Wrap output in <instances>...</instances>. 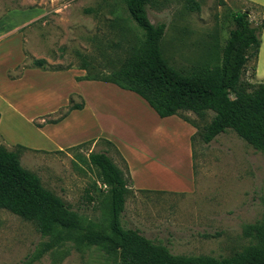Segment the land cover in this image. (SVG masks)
Returning a JSON list of instances; mask_svg holds the SVG:
<instances>
[{"label":"rangeland","instance_id":"374dc122","mask_svg":"<svg viewBox=\"0 0 264 264\" xmlns=\"http://www.w3.org/2000/svg\"><path fill=\"white\" fill-rule=\"evenodd\" d=\"M158 1V9L145 7L147 19L152 25H164L159 48L168 65L178 72L204 64L212 47L219 54L238 11L249 9L250 20H260L259 9L244 0H193L192 11L183 8V0ZM21 12L27 15L18 34L0 36V146L18 151L21 167L35 174L42 187L70 211L105 229L102 199L106 189L97 181L95 169L79 161L89 152L106 150L105 144L96 139L77 150L29 149L34 145L30 141L31 126L42 125V121L32 124L29 119L49 115L45 123L55 120L66 106L82 105L86 92H99L102 108H110L113 104L105 103L114 100L102 93L114 92L106 87L110 85H88L73 76L89 72L93 77H108L131 56L142 32L129 19L120 0H0V19ZM36 60L44 61L42 68H37L40 71L33 69ZM82 65L87 72L78 71ZM251 66L252 61L241 75L250 83ZM58 70L63 71L54 72ZM41 71L48 73L40 75ZM137 102L132 99L124 106L116 102L119 107L115 115L140 124L134 118L142 111ZM89 113L71 118L67 128L76 120L77 124L90 125ZM182 114L202 124L193 114ZM103 125L110 132L139 130L111 121ZM162 130L181 139L175 125L163 123ZM16 144L27 149H16ZM174 147L164 145L167 150ZM192 150L194 190L163 194L127 189L120 225L164 245L172 255L226 257L239 252L254 243L242 235V228L258 223L264 215V155L230 130L208 144L196 138ZM108 153L122 167L114 151L109 148ZM48 241V236H40L31 222L0 209V264H121L96 246H77L72 240L61 241L35 257Z\"/></svg>","mask_w":264,"mask_h":264},{"label":"trees","instance_id":"16d2710c","mask_svg":"<svg viewBox=\"0 0 264 264\" xmlns=\"http://www.w3.org/2000/svg\"><path fill=\"white\" fill-rule=\"evenodd\" d=\"M183 2V8L193 10V0ZM120 3L141 30L142 39L131 56L108 77H93L82 65L79 69L87 74L81 80L114 84L140 97L159 118L175 115L192 126L195 130L189 138L192 168L194 140L208 144L226 130L264 155V80L252 84L241 78L250 61L253 75L264 21L252 22L249 9L238 11L232 17L233 26L219 54L212 47L204 64L178 72L168 65L159 48L164 25H152L145 11L146 6L158 9L161 3L158 0H120ZM43 64V60L33 62L35 68H42ZM81 108V104L66 106L59 118L46 123H55L69 111ZM183 112L193 114L202 124L185 117ZM101 140L106 150L89 152L79 161L95 169L97 181L106 189L102 199L107 217L105 229L70 211L61 199L42 187L35 174L21 167L18 151L0 146V209L31 222L40 236L49 238L35 257L61 241L72 240L77 246H96L121 264H264V215L258 223L242 228V235L254 243L226 257L172 255L164 245L152 243L136 230L122 228L119 216L129 175L115 147ZM88 142L67 150L80 149ZM15 148L26 149L20 145ZM109 148L122 167L113 161Z\"/></svg>","mask_w":264,"mask_h":264},{"label":"crops","instance_id":"0c3cea01","mask_svg":"<svg viewBox=\"0 0 264 264\" xmlns=\"http://www.w3.org/2000/svg\"><path fill=\"white\" fill-rule=\"evenodd\" d=\"M244 1L250 6L258 8L260 10V19L264 21V0ZM26 15V13L22 12L7 14L0 19V36L5 37L10 36L11 34L16 36L19 28L23 27L25 24L24 18ZM3 43L4 41H2V44ZM59 71L63 70L54 72ZM78 71L81 72L83 70L78 69ZM46 73L48 72L41 71L39 74L44 75ZM83 76L82 74L75 75L73 76V79L77 82L85 81L88 85H96L94 84L95 82H101L94 80H81ZM252 80V83H260L264 80V28L260 35V44L254 65ZM104 84L110 85L106 87L113 89H109V91H114L102 92L114 100L105 103L107 106L113 104L110 108H102L103 102L98 99L99 92H96L95 95L86 92L82 98V108L80 110H71L65 117L55 123H45L44 118H48L47 116L49 115L38 117L33 120L29 119V123L31 122L32 124L33 121H42V125L31 126L32 138L30 141L33 142L34 145L29 149L56 151L89 140L104 139L115 147L124 160L130 180L128 187L130 191L134 193L147 192L163 194L191 193L194 190V178L189 138L194 133V128L175 115L159 118L136 94L120 89L111 83ZM45 94L46 93L43 92L42 96H45ZM94 96H96L95 99ZM123 99H127L125 103L123 102ZM132 99L138 101L136 105L140 106L142 110L141 112L140 110L139 112H136L138 115L134 117L135 120L140 121V124L135 123L136 121H132L123 115H115L119 107V104L116 102L119 101L120 104H123L122 106H124L130 104L129 102H131ZM91 108H93V111ZM88 111L90 112L88 115L91 119L90 125L83 126V124H77L76 120L74 121L73 127L70 129L67 128V122L71 118H75L77 115L85 112L87 113ZM2 121L3 119L0 117V125L2 124ZM109 121L122 127H127L129 125L128 123H132L128 127H136L139 130L134 132L123 128V130L120 129L118 132H110V130L103 125V123L106 122L108 126ZM145 122H150V126L144 125ZM163 123L175 125L176 128L180 130L179 136L181 139H174L172 135L166 133L168 131L164 133L162 130ZM152 125L154 128L151 127ZM34 134L38 138H34ZM0 139H2L1 136ZM36 139L37 142L35 141ZM135 140L137 142H135ZM166 144H170L172 147L175 146L173 148L174 153H172V150L164 148V145ZM24 148L27 149V147Z\"/></svg>","mask_w":264,"mask_h":264}]
</instances>
